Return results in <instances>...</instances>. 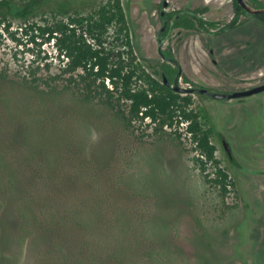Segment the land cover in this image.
Listing matches in <instances>:
<instances>
[{"label": "rangeland", "instance_id": "rangeland-1", "mask_svg": "<svg viewBox=\"0 0 264 264\" xmlns=\"http://www.w3.org/2000/svg\"><path fill=\"white\" fill-rule=\"evenodd\" d=\"M29 1L13 0L14 11ZM108 1L44 2L26 19L0 10L10 24H0V264H264V93L241 102L193 97L232 182L221 195L206 182L213 165L198 168L184 124L129 127L84 101L81 87L51 78L61 74L56 48L29 25L61 8L86 16ZM120 2L135 32L139 22L158 25L151 1ZM156 51H148L154 60ZM254 69L240 86L264 82V66Z\"/></svg>", "mask_w": 264, "mask_h": 264}, {"label": "trees", "instance_id": "trees-1", "mask_svg": "<svg viewBox=\"0 0 264 264\" xmlns=\"http://www.w3.org/2000/svg\"><path fill=\"white\" fill-rule=\"evenodd\" d=\"M52 1L30 0L24 7L14 11L13 0H0V10L6 8L15 16L26 19L42 3ZM247 2L255 9L264 7L260 0ZM233 4L235 17L227 30L235 28L239 17L245 14L236 0H233ZM255 17L264 22V14ZM0 24L6 30L10 28V24L6 25L2 21ZM178 26L208 32L209 27L215 24L197 16H183ZM29 27L32 30L35 28L43 42L52 41L56 48L62 64L61 74L51 78L81 87L84 101H99L129 127L139 121H150L156 125V130L174 129L175 125L180 129L181 124H187L184 133L190 135L195 144L199 154L196 164L201 173L206 172L208 163L214 167L213 177L207 175L206 182L217 187L221 195L228 193L232 183L230 176L220 167L210 132L203 130L199 113L191 108L192 96L178 93L164 84L162 71L169 80L173 77L174 71L170 66L164 64L158 70L146 59L138 61L133 46V33L118 0H110L86 16L74 15L68 9L61 8L51 20ZM32 75L33 81L44 80L36 73ZM185 81L189 80L185 78ZM178 129L175 134L181 138L182 133H178Z\"/></svg>", "mask_w": 264, "mask_h": 264}, {"label": "flooded vegetation", "instance_id": "flooded-vegetation-1", "mask_svg": "<svg viewBox=\"0 0 264 264\" xmlns=\"http://www.w3.org/2000/svg\"><path fill=\"white\" fill-rule=\"evenodd\" d=\"M149 1L153 3L158 25L150 24L148 27L150 29L147 30L143 27L144 24L139 22L140 27L145 29L142 28L141 30V28H138V32H135L130 20V18L132 19V12L131 10H127L119 0L133 33V46L134 44L139 45L138 48L141 51L140 56L135 52L139 58L138 61L142 62V59H146L157 67L158 70H160V66L166 64L174 71L171 80L162 71L164 84H166L164 77H166L169 83L166 86L174 90V80L179 73L178 86L185 90L202 88L215 92L234 93L264 85V82L248 87L239 85L241 81L249 82L254 80V68L264 66V28L262 30H253L247 29L248 27H242L249 19H256L264 24L263 21L255 17L256 15L263 14L249 16L246 10L236 0L238 5L245 11V14L239 17L235 28L227 30V26L235 17L233 0H219L214 2L207 0ZM260 1L264 5L262 0ZM245 2L250 6L247 0ZM250 7L255 9L252 6ZM183 16H197V18L206 22L214 23L215 26L209 27L208 32L199 29H187L178 26ZM256 32H262L260 34L261 36L256 37L257 35L254 34ZM227 33H233L235 35L230 39H224V35ZM189 34L191 36H189L186 47L182 49L180 56L178 55V47ZM151 36L153 37L151 38ZM155 48L157 50L158 60H154V57L148 53L149 50ZM149 71L152 73L151 68ZM153 77L160 80L159 77ZM185 78L189 81H185ZM178 93L191 95L192 98L197 96L199 98L212 99L220 102H241L263 94L264 91L249 97L230 100L213 99L195 93ZM219 138L222 139L223 144L226 142L222 135H219ZM228 157L231 161H234L232 154L231 157L229 155Z\"/></svg>", "mask_w": 264, "mask_h": 264}, {"label": "water", "instance_id": "water-1", "mask_svg": "<svg viewBox=\"0 0 264 264\" xmlns=\"http://www.w3.org/2000/svg\"><path fill=\"white\" fill-rule=\"evenodd\" d=\"M237 2L239 3V5L246 10L247 14L249 16H253L255 14H264V8L263 9H252L250 6L247 5V3L245 2V0H237ZM173 62V60H171ZM180 76V73L177 75V77L174 80V90L177 92H183V93H195V94H200L203 96H208L211 97L213 99H220V100H230V99H236V98H243V97H249L258 93H261L264 91V85L262 86H258V87H254L250 90H246V91H242V92H234V93H222V92H215V91H211L208 89H202V88H195V89H189V90H185V89H181L178 86V78ZM165 78V82L166 84H169L167 82L166 77ZM224 147L225 150L227 152V154L231 157V150L229 148V145L224 142Z\"/></svg>", "mask_w": 264, "mask_h": 264}, {"label": "crops", "instance_id": "crops-1", "mask_svg": "<svg viewBox=\"0 0 264 264\" xmlns=\"http://www.w3.org/2000/svg\"><path fill=\"white\" fill-rule=\"evenodd\" d=\"M207 1H219V0H207ZM264 3V0H262ZM242 27H248L247 29H253V30H262L264 28V24L259 22L256 19H249Z\"/></svg>", "mask_w": 264, "mask_h": 264}, {"label": "built area", "instance_id": "built-area-1", "mask_svg": "<svg viewBox=\"0 0 264 264\" xmlns=\"http://www.w3.org/2000/svg\"><path fill=\"white\" fill-rule=\"evenodd\" d=\"M185 126L187 125V124H184ZM189 137H190V135H188Z\"/></svg>", "mask_w": 264, "mask_h": 264}]
</instances>
